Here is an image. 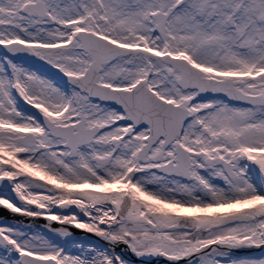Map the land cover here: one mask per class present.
<instances>
[{"label":"snow or ice","instance_id":"6c2138e0","mask_svg":"<svg viewBox=\"0 0 264 264\" xmlns=\"http://www.w3.org/2000/svg\"><path fill=\"white\" fill-rule=\"evenodd\" d=\"M0 208V264H264V0H0Z\"/></svg>","mask_w":264,"mask_h":264},{"label":"water","instance_id":"95a60500","mask_svg":"<svg viewBox=\"0 0 264 264\" xmlns=\"http://www.w3.org/2000/svg\"><path fill=\"white\" fill-rule=\"evenodd\" d=\"M0 219H11V220H15V221H19V222H24V223H29V222H33L36 224V226L42 230L44 228V225L47 223V221L43 220V219H36V220H32L31 218H26L23 216H19L17 214H13L7 210H4L3 208H0ZM53 227H59V225L57 224H53ZM69 230L72 232L73 236L72 238L74 239H80V238H89L92 239L93 241L97 242V243H102V241L99 240V238L94 237L90 234H87L85 232H83L82 230L79 229H75L73 227L69 226ZM119 250V249H118ZM253 253H257L260 250H250ZM126 258L129 259L130 261H132V264H139V261L137 260L136 257L132 256L130 253H128L126 255ZM162 260V258H161Z\"/></svg>","mask_w":264,"mask_h":264},{"label":"flooded vegetation","instance_id":"af4514ba","mask_svg":"<svg viewBox=\"0 0 264 264\" xmlns=\"http://www.w3.org/2000/svg\"><path fill=\"white\" fill-rule=\"evenodd\" d=\"M5 221H7V223H12V224H14V223H18L19 221H15V220H11V219H4ZM19 223H24L23 221L22 222H19ZM29 223H31L33 226H34V228H36L37 230H40L37 226H36V224L35 223H33V222H29ZM72 240H77V241H81V240H85V238H80V239H74V238H72V237H70ZM86 239H88V238H86ZM88 240H92V239H88ZM93 241V240H92Z\"/></svg>","mask_w":264,"mask_h":264},{"label":"rangeland","instance_id":"374dc122","mask_svg":"<svg viewBox=\"0 0 264 264\" xmlns=\"http://www.w3.org/2000/svg\"><path fill=\"white\" fill-rule=\"evenodd\" d=\"M0 222H4V223H7V221H5L4 219H0ZM60 239H64V238H60ZM68 239V241H69V246H71V242L73 241L70 237L69 238H67ZM75 241V240H74ZM76 242H85V243H96V242H94V241H92V240H88V239H86L85 238V240H81V241H77L76 240ZM73 251H75V249H73Z\"/></svg>","mask_w":264,"mask_h":264}]
</instances>
